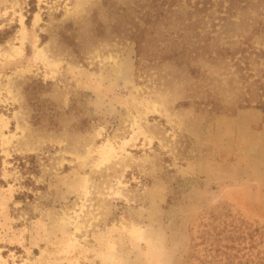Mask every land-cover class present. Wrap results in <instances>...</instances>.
Segmentation results:
<instances>
[{
    "label": "rangeland",
    "instance_id": "obj_1",
    "mask_svg": "<svg viewBox=\"0 0 264 264\" xmlns=\"http://www.w3.org/2000/svg\"><path fill=\"white\" fill-rule=\"evenodd\" d=\"M29 1L0 0V264H264V110L238 108L264 81V0L163 7L139 58L148 1ZM240 46L242 70L218 54ZM31 154L22 206L10 160Z\"/></svg>",
    "mask_w": 264,
    "mask_h": 264
},
{
    "label": "trees",
    "instance_id": "obj_2",
    "mask_svg": "<svg viewBox=\"0 0 264 264\" xmlns=\"http://www.w3.org/2000/svg\"><path fill=\"white\" fill-rule=\"evenodd\" d=\"M148 4L151 6L150 10H147L141 21L143 22V26H137L134 31L131 32L130 39L135 44V53L136 57L139 58L143 54V50L145 49L147 40L145 36L148 33V26L153 25L158 21L160 16L163 13V7L172 8L174 6L179 5L181 0H146ZM226 2V7L224 9V15L219 18L220 21H224L228 18V16L232 15L236 10L246 9L249 6L250 0H224ZM222 5V2L220 3ZM29 10L28 13L32 14L34 12V2L32 0L29 1ZM211 0H196L193 4L192 12L190 15H199L202 14L207 8L211 7ZM30 15L27 16L26 21H28ZM264 31V28H263ZM9 34V31H5L3 34H0V44L6 39V35ZM218 54L224 58H230L231 60L236 59L235 55L239 54V58L235 60V65L239 70H242L241 63L244 60L245 65L247 64V57L252 53L247 49V47H238L237 49L231 51L228 48H221L218 51ZM258 55V54H257ZM174 56V54H173ZM259 56V55H258ZM37 85H34L35 91L42 90L45 85L42 84L41 81H35ZM255 85V88L251 90V94L254 97H257L256 103L253 105L249 98H244L243 102L238 105V108H261L264 110V81L254 80L252 82ZM256 84L258 86H256ZM29 85H26V89ZM258 91H261L258 93ZM250 96V97H252ZM46 102L39 97L36 98L34 104H40L41 107L34 113V124H39L43 121V118L48 121L47 116V108L46 110L43 107V103ZM53 122V121H52ZM13 167H15L20 175V181L22 183L23 190L18 192L14 200L22 202V206H28L29 203L34 201V190L37 189V186L34 185L33 176L37 175L39 172V165L37 162V157L33 154L26 155L23 157L13 156L10 160ZM3 182L0 180V184ZM27 188V189H26Z\"/></svg>",
    "mask_w": 264,
    "mask_h": 264
},
{
    "label": "bare ground",
    "instance_id": "obj_3",
    "mask_svg": "<svg viewBox=\"0 0 264 264\" xmlns=\"http://www.w3.org/2000/svg\"><path fill=\"white\" fill-rule=\"evenodd\" d=\"M110 152H112V149H108V150L103 149V150L101 151V156H102L103 158H105L106 155H107V153H110Z\"/></svg>",
    "mask_w": 264,
    "mask_h": 264
}]
</instances>
